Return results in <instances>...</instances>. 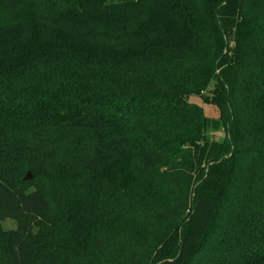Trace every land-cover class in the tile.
Here are the masks:
<instances>
[{"label":"trees","instance_id":"16d2710c","mask_svg":"<svg viewBox=\"0 0 264 264\" xmlns=\"http://www.w3.org/2000/svg\"><path fill=\"white\" fill-rule=\"evenodd\" d=\"M5 219L0 264H264V0H0Z\"/></svg>","mask_w":264,"mask_h":264},{"label":"rangeland","instance_id":"374dc122","mask_svg":"<svg viewBox=\"0 0 264 264\" xmlns=\"http://www.w3.org/2000/svg\"><path fill=\"white\" fill-rule=\"evenodd\" d=\"M207 93H208V90H206L204 92H201L200 96H203V95L205 96ZM200 96L199 95H191L188 99L191 102H195L196 104L200 105L202 107L203 112H204V114L206 116H208L210 118L218 117V113H217L216 109L212 105H210L208 103H204ZM208 135H210V136L212 135L214 139L222 141L224 139V137H225V132H224L223 129H221L218 132H210L209 131ZM24 175H25V173H24ZM38 185H39L38 186L39 190L47 195L48 194L47 193L48 186H47L46 180L42 179L41 182L38 183ZM30 189H33V187L31 186ZM77 191H79V190H70L68 192L74 193V192H77ZM83 206H82V209H84ZM54 212H55L56 217L60 220L61 219V215L58 213V211L56 209L54 210ZM77 214H79V213H77ZM15 225H16L15 222L13 220H11V219H5V220L0 221V234L3 231L14 229ZM117 236H120V235L117 234ZM117 236L114 235V239L112 240L113 244L116 242V237ZM46 254L44 253V251L39 252V255H38V259L40 261L39 264H43V260H44V257L46 256Z\"/></svg>","mask_w":264,"mask_h":264},{"label":"water","instance_id":"95a60500","mask_svg":"<svg viewBox=\"0 0 264 264\" xmlns=\"http://www.w3.org/2000/svg\"><path fill=\"white\" fill-rule=\"evenodd\" d=\"M30 179H31V174H30V172H27L25 177H24V181H28Z\"/></svg>","mask_w":264,"mask_h":264}]
</instances>
